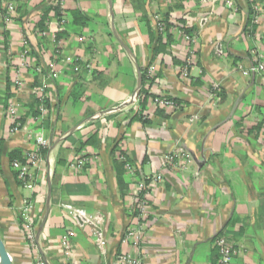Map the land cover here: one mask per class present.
<instances>
[{
    "label": "crops",
    "instance_id": "crops-1",
    "mask_svg": "<svg viewBox=\"0 0 264 264\" xmlns=\"http://www.w3.org/2000/svg\"><path fill=\"white\" fill-rule=\"evenodd\" d=\"M5 1L21 8L11 23L0 8V240L12 264L43 255L47 264H128L127 255L139 264H217L219 236L238 251L232 264H264V72L244 74L256 57L264 64V0ZM56 1L63 20L51 11L48 35L30 32L28 40L32 58L43 68L55 63L57 76L37 78L21 68L23 40ZM158 16L169 18L163 35ZM158 36L170 42L155 54ZM150 71L152 97L177 108L149 98L143 124L132 98L139 75ZM18 73L30 89L44 86L50 101L49 119L24 123L50 142L34 193L20 185L11 160L33 149L27 132L8 133V81L14 92ZM31 96L19 93L21 106ZM81 157L87 164L79 166ZM154 175L162 181L150 189L146 230L140 244L127 243L128 228L139 226L133 190ZM29 199L37 234L49 206L36 247L19 223ZM67 205L104 217V249Z\"/></svg>",
    "mask_w": 264,
    "mask_h": 264
},
{
    "label": "built area",
    "instance_id": "built-area-1",
    "mask_svg": "<svg viewBox=\"0 0 264 264\" xmlns=\"http://www.w3.org/2000/svg\"><path fill=\"white\" fill-rule=\"evenodd\" d=\"M3 8H5L8 12L9 18L7 21L9 23L13 22V19L16 17V10L17 5L15 2H8L5 0L1 1ZM62 9V2H55V6H58ZM262 13L261 9L256 8V18L255 21H258L259 15ZM158 21V30L160 33L165 34L166 32V21L165 18L162 16L157 17ZM30 32H36L37 35L41 37H46L48 32L40 31L37 28L28 29V34L25 35L23 40V45L27 48L22 52L21 55V68L24 69H32L36 71L38 74L43 72V68L38 66L36 59L32 58L31 56V49L29 48V40L28 36ZM260 57H256L254 61V65L249 70V72H244L245 75H250L251 73H261L264 72V64L260 61ZM37 65V66H36ZM49 73H53L54 76H57V66L55 63L51 62L48 66ZM149 85L152 87V72H149ZM30 91L31 95H35L41 102L39 107V116L33 118L35 122L42 124L49 116H50V109L44 104L45 100L48 98V93L46 92V88L44 86L36 87V88H29L26 84L25 80L18 73L14 80V92L13 96L8 100L6 106V118L10 123L8 128L9 135H14L20 132H27L28 136L31 140H33V149L26 154L27 160L25 163H21L19 161H15L12 163L14 171L18 174V180L21 183L23 189H26L30 192H35L37 187V175L36 172L41 164L42 154L45 150H47L50 146V142L47 140L43 132L40 131H29L28 126H26L23 122H21V110L22 106L18 99V94L21 92ZM139 101V97L133 96L132 102L137 103ZM154 104L159 108H169V109H176L177 104L166 97L155 96ZM175 160L174 156H167L165 157L166 164H173ZM79 166H83L87 164L85 158L79 159ZM127 171H132V167L129 163L126 164ZM162 181V175H154L147 177L146 180L141 181L140 183L136 184L132 197V217L138 219L139 226H131L128 228L126 242H132L133 244L137 245L140 244L143 233L145 229L146 220L151 215V195L150 189L155 188L160 185ZM66 209L69 210L71 215L78 221L82 222L83 224L91 227L94 232L95 240L97 245L104 249L107 245V239L105 233L103 231V225L105 223L104 217L101 215L91 216L88 215L86 212L82 210L75 209L72 206H65ZM20 216L22 218V230L26 236V240L32 243L33 247L37 246L36 236H37V222L38 216L36 213V205L33 201L27 200L24 206L20 209ZM64 246L67 250L68 244L64 242ZM216 246L218 249L219 259L217 264H232L234 258L238 255L237 249L229 243L224 238H217ZM121 261L127 262L128 264H139V262L132 260L129 255L124 258H121ZM35 264H47L42 258H38Z\"/></svg>",
    "mask_w": 264,
    "mask_h": 264
},
{
    "label": "trees",
    "instance_id": "trees-1",
    "mask_svg": "<svg viewBox=\"0 0 264 264\" xmlns=\"http://www.w3.org/2000/svg\"><path fill=\"white\" fill-rule=\"evenodd\" d=\"M0 8L2 9V13H3V16H4V21L6 22V20L9 18V16H8L7 10L5 8H3L1 2H0ZM20 10H21V8H17L16 11H20ZM51 11H54L56 13V16L59 18L60 22L63 20V11H62V9L59 7V5L55 6V2H52L50 5L45 6L43 8L42 20L39 23V25L36 26V28L39 29L40 31H46L47 32V23L49 21V13ZM74 16H75V18H77V20L78 19L82 20L80 14H74ZM164 18H165V21H166V32H167L168 27L170 26L169 25V21H168L169 18L168 17H164ZM13 21L17 22L16 17L13 19ZM161 35H163V34L161 33ZM5 37H6V40L8 41V38H9L8 33L5 34ZM158 37L159 38H158V43H157L156 48H155V54H158V53L162 52V50H165V47H166L165 45H168L169 42H170V40H169L167 42V44H164L162 37L161 36H158ZM26 48L27 47L23 45V51ZM29 48H30V46H29ZM31 54H32V52H31ZM36 55H37V57L39 56L38 58H40V55L38 53ZM37 64H38V66H41L39 63H37ZM48 72H49L48 67L43 68V72L40 73V74H38L36 71H34V73L37 75V78L40 77L41 75H44V73L46 74ZM148 83H149V79L147 77V74L145 72H143V86H142V89H141V92H140V96H139V110H138V112L136 113V116H135V120H140L143 124H148L149 123V120L147 119V116H145V114H144L146 109H147L148 99L149 98H153V100L155 99V96L152 97L151 93L149 92L150 88L147 87ZM41 86L42 85H38V86L36 85L33 88L41 87ZM11 87H12L11 82L8 81V90H9L8 100L13 96V92L11 90ZM7 103H8V101H7ZM44 104L50 109V101L48 100V98L45 100ZM40 105H41V102L35 95H32L28 102H26V103L23 102L22 110H21V122L25 123L26 120H28L31 117H32V119L35 118V117H38L39 116V107H40ZM50 112H51V109H50ZM157 113H158V116H160V117L164 118L166 116L164 114V112H162V110L158 111ZM47 119H49V117ZM11 160H12V163L15 162V161H19L21 163H25L26 160H27V157H26V154L21 153L20 151H16V152H13L11 154ZM127 163L128 162H126V164ZM123 165L126 166L124 163H123ZM16 176H17V179H18V174L17 173H16ZM20 185H21V183H20ZM19 219H20L19 223H20V225H22V223H23L22 218L20 217ZM218 238H224V237L219 236ZM224 239H226V238H224ZM26 241L28 242V244L32 245L31 242H29L28 240H26ZM218 259H219V256H218Z\"/></svg>",
    "mask_w": 264,
    "mask_h": 264
},
{
    "label": "water",
    "instance_id": "water-1",
    "mask_svg": "<svg viewBox=\"0 0 264 264\" xmlns=\"http://www.w3.org/2000/svg\"><path fill=\"white\" fill-rule=\"evenodd\" d=\"M140 79H139V87L135 93V97H139L140 96V92H141V89H142V86H143V75L140 74L139 75ZM49 215V206H48V213L46 215V218L44 220V222L41 224V228L40 230L38 231V234H37V241H39V237L41 235V231H42V228L44 227L46 221H47V217ZM43 260L47 263V260L45 258V256L43 255ZM0 264H12V260H11V257L9 256L3 242L0 240Z\"/></svg>",
    "mask_w": 264,
    "mask_h": 264
},
{
    "label": "rangeland",
    "instance_id": "rangeland-1",
    "mask_svg": "<svg viewBox=\"0 0 264 264\" xmlns=\"http://www.w3.org/2000/svg\"><path fill=\"white\" fill-rule=\"evenodd\" d=\"M138 103V102H137ZM137 103H135V102H132V104H137ZM118 110H121L120 108L119 109H114V110H112V112H116V111H118ZM30 201H32L31 199H29ZM19 213H20V211H19ZM20 216V215H19ZM21 217V216H20ZM21 229H22V225H21ZM24 236H25V234H24ZM25 239H26V236H25Z\"/></svg>",
    "mask_w": 264,
    "mask_h": 264
}]
</instances>
